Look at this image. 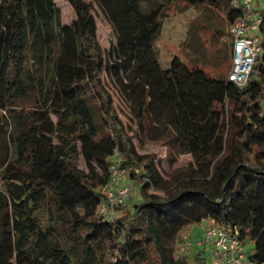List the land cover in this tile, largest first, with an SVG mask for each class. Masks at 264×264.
Masks as SVG:
<instances>
[{
    "label": "trees",
    "instance_id": "obj_1",
    "mask_svg": "<svg viewBox=\"0 0 264 264\" xmlns=\"http://www.w3.org/2000/svg\"><path fill=\"white\" fill-rule=\"evenodd\" d=\"M66 1L70 24L56 0H0V264H191L175 247L203 221L238 232L264 264V9L263 52L239 88L178 57L160 65L155 41L174 0L149 11L145 0ZM182 1L223 12L229 27L240 17L232 0ZM95 12L116 38L108 54ZM134 137L163 142L170 169L179 156L192 163L163 173ZM115 152L141 204L110 222L99 207Z\"/></svg>",
    "mask_w": 264,
    "mask_h": 264
},
{
    "label": "rangeland",
    "instance_id": "obj_2",
    "mask_svg": "<svg viewBox=\"0 0 264 264\" xmlns=\"http://www.w3.org/2000/svg\"><path fill=\"white\" fill-rule=\"evenodd\" d=\"M152 1L165 3L164 0H145L142 4L144 11L154 9ZM56 5L60 11L62 23L70 24L75 18L71 6L66 0H56ZM261 9H264V5L258 9V12ZM164 12L166 16L163 22V29L155 41V49L160 65L166 68L174 57H178L188 67L198 66L212 78H225L230 72L232 39L229 33L230 27L226 22L224 13L207 6L192 7L185 4L182 0H174ZM94 14L97 20L100 45L108 54L115 45V35L104 17L99 12ZM103 81L110 89L111 85H108L109 81L104 75ZM114 99L117 104L119 118L130 133L135 135L136 126L128 115V109L119 99L118 94L114 93ZM4 119H7L6 117L3 118L6 125ZM3 131H5V128H3ZM134 142L139 153L157 156L163 173L171 172L174 169H185L192 163L190 156H179L174 167L170 169L167 161V148L163 142H141L136 137H134ZM77 165L81 169H85V165L80 158L77 160ZM127 181L130 193L124 200L123 205L130 212H133L134 206L141 204L140 189L138 185L133 184V181L129 179ZM212 226H216V224H211L210 221H203L201 224H195L185 230L179 237L175 252L181 257L191 259V264H194V258L198 254H201L204 264H212L213 248L211 244L203 243L206 230ZM185 235L190 237L191 246L189 247H184L183 237ZM190 248L192 249V257L188 253ZM244 249L249 258L253 252V244L246 242ZM187 254L189 256H186Z\"/></svg>",
    "mask_w": 264,
    "mask_h": 264
},
{
    "label": "built area",
    "instance_id": "obj_3",
    "mask_svg": "<svg viewBox=\"0 0 264 264\" xmlns=\"http://www.w3.org/2000/svg\"><path fill=\"white\" fill-rule=\"evenodd\" d=\"M256 1L264 0H232V6L239 11L240 17L230 26L232 50L228 81L239 88L248 84L263 52L259 37L261 20ZM118 156V152H115L109 160L111 179L102 189L105 200L99 207L100 216L110 222L117 218L118 206L124 203L130 193L127 171L120 167ZM183 240L184 247L191 246L189 235H185ZM203 243H209L213 248L212 264H255L247 257L238 232L231 233L219 226H212L206 230Z\"/></svg>",
    "mask_w": 264,
    "mask_h": 264
},
{
    "label": "crops",
    "instance_id": "obj_4",
    "mask_svg": "<svg viewBox=\"0 0 264 264\" xmlns=\"http://www.w3.org/2000/svg\"><path fill=\"white\" fill-rule=\"evenodd\" d=\"M264 5V1H256V3H255V6H256V9H257V11H258V9L261 7V6H263ZM210 223L212 224L213 222L212 221H210ZM184 233V232H183ZM188 253L191 255V257H192V249L190 248V250L188 251ZM186 256H189L188 254L186 255Z\"/></svg>",
    "mask_w": 264,
    "mask_h": 264
}]
</instances>
